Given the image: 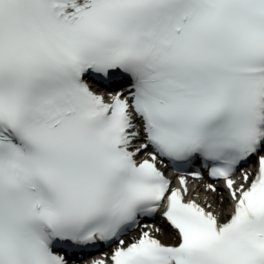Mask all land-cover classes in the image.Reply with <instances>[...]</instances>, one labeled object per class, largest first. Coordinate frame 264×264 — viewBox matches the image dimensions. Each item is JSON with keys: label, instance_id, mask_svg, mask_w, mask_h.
I'll return each mask as SVG.
<instances>
[{"label": "snow or ice", "instance_id": "1", "mask_svg": "<svg viewBox=\"0 0 264 264\" xmlns=\"http://www.w3.org/2000/svg\"><path fill=\"white\" fill-rule=\"evenodd\" d=\"M0 264H264V0H0Z\"/></svg>", "mask_w": 264, "mask_h": 264}, {"label": "bare ground", "instance_id": "2", "mask_svg": "<svg viewBox=\"0 0 264 264\" xmlns=\"http://www.w3.org/2000/svg\"><path fill=\"white\" fill-rule=\"evenodd\" d=\"M205 182H208V179L205 177ZM190 185L192 187H196L197 186V182L195 181H192L190 179ZM218 187L222 188L223 186L222 185H218ZM159 222V219H157V223ZM133 235H138V233H134ZM128 238V237H127ZM164 239L166 240V242H169L170 241V237H164Z\"/></svg>", "mask_w": 264, "mask_h": 264}]
</instances>
